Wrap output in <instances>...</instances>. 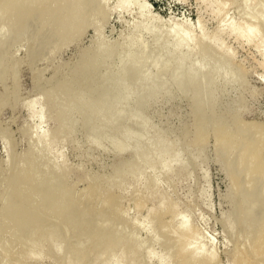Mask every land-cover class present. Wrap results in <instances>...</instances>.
Returning a JSON list of instances; mask_svg holds the SVG:
<instances>
[{
  "label": "rangeland",
  "instance_id": "rangeland-1",
  "mask_svg": "<svg viewBox=\"0 0 264 264\" xmlns=\"http://www.w3.org/2000/svg\"><path fill=\"white\" fill-rule=\"evenodd\" d=\"M27 1L0 20V264H264V0Z\"/></svg>",
  "mask_w": 264,
  "mask_h": 264
},
{
  "label": "bare ground",
  "instance_id": "bare-ground-1",
  "mask_svg": "<svg viewBox=\"0 0 264 264\" xmlns=\"http://www.w3.org/2000/svg\"><path fill=\"white\" fill-rule=\"evenodd\" d=\"M6 1H7V0H6ZM9 1H10V0H9ZM13 1H14V3H13ZM52 1H54V0H52ZM52 1H51V2H52ZM55 1H57V0H55ZM58 1H59V0H58ZM66 1H67V0H66ZM262 1H263V0H262ZM0 2H1V1H0ZM10 2L12 3V5H11V9H10V5L7 6V7H9V8H8V11H9V9H10L9 13H10L11 10H12V6H13V4H14V8H18V9L21 10V12H18L19 10H17V9L14 10V8H13V10L17 12V14L15 13L16 15L13 16V18L15 17V19L18 18V17L20 16V14H21L23 11L26 10V9H24V8L29 7V4H28V1H27V0H26V3H27V4H25V0H21V2H20L21 4H18V1L15 3V0H11ZM10 2H9V4H11ZM31 2H33V0H31ZM34 2H35V4H36V2L38 3V0H37V1L34 0ZM39 2H41V3H38L37 6L40 5V6H39V9H40V7H41V5H42V1L40 0ZM48 2L51 3L50 0H48ZM263 2H264V1H263ZM29 3H30V2H29ZM44 3H47L46 0H44V2H43V6L46 7V6L48 5L47 8H50V7H49V6H50L49 3H47V4H44ZM54 3H55V2H54ZM57 3H58V6H59V3H60V7H61V4H62L61 0H60V2H57ZM1 4H2V3H1ZM5 4H6V3H5ZM15 4H18V7H17V5H16V7H15ZM24 4H25V6H24ZM30 4H31V3H30ZM32 4H34V3H32ZM22 5L24 6V7H23V11H22ZM27 5H28V6H27ZM51 5H52V3H51ZM56 5H57V4H56ZM56 5H55V4H54V6L52 5L51 8H52V7H53V8L56 7ZM62 5H63V4H62ZM81 5H82V4H81ZM81 5H77V6H79V7L76 8V9L74 8V7H76V6H74L72 9H75V11H76V10H79V11H80V6H81ZM1 6H2V5H1ZM1 6H0V8L3 7V6H2V7H1ZM19 6H20V8H19ZM30 6H31V5H30ZM37 6H36V7H37ZM69 6H70V5H69ZM62 7H64V5H63ZM65 7H66V6H65ZM41 8H42V7H41ZM47 8H46L45 10L48 11ZM53 8L50 9V12H51V10H53ZM58 8H59V7H58ZM81 8H82V7H81ZM256 8H257V6H256ZM3 9H4V8H3ZM34 9H35V8H34ZM43 9H44V8H43ZM56 9H57V7H56ZM0 10H1V9H0ZM13 10H12V12H11L10 14H9L8 12H7V14H6L5 12L7 11V8L5 7V12L3 11V12H4L3 14L0 13V14H2V15H0V18H1L0 20H2L3 15H4V17H6V19H7V15H9V16H8V20L11 19V18H10L11 14H12V15L14 14V13H13ZM62 10H64V8H63ZM81 10H82V9H81ZM41 11H42V9H41ZM60 11H61V10H59V12H60ZM71 11L73 12L74 10H71ZM71 11H70V12H71ZM75 11H74V12H75ZM26 12H27V11H26ZM62 12H63V11H62ZM77 12H78V11H77ZM80 12H81V11H80ZM18 13H19V15H18ZM39 13H40V12H39ZM60 13H61V12H60ZM5 14H6V16H5ZM56 14H57V11H56ZM68 14H69V13H68ZM72 14H73V13H72ZM74 14H75V13H74ZM17 15H18V17H17ZM36 15H37V14H36ZM69 15H70V16H69ZM69 15H68V16H69L70 18H71V16H73V15H71V14H69ZM1 16H2V17H1ZM25 16H26V15H25ZM74 16H75V15H74ZM4 17H3V20H4ZM21 17H22V16H21ZM69 17H68V18H69ZM13 18H12L11 20H14ZM263 18H264V17H263ZM263 18H262V19H263ZM6 19H5V20H6ZM20 19H21V18H20ZM40 19H41V17H40ZM59 19H60V18H59ZM59 19H57V20L55 19V20L58 21ZM42 20H43V19H42ZM263 20H264V19H263ZM16 21H17V20H16ZM40 21H41V20H40ZM62 21H63V20H62ZM263 22H264V21H263ZM63 25H64V24H63ZM61 26H62V25H61ZM64 27H66V25H64ZM253 27H254V26H253ZM230 28H231L230 30H234L233 27L230 26ZM244 31H245V32H243V31H241L240 29H237V28H236V32H235V34H237V36H240V35H241L240 37H243V35H244L246 41H250V40H252V38H253V36H254V29L251 28V26H249V28L247 27ZM178 33H180V34H179V35H180L179 37L181 38V37H182L181 31L178 32ZM178 33L176 34V36L178 35ZM183 35H184V34H183ZM177 37H178V36H177ZM183 38H184V37H183ZM186 38H187V37H186ZM216 133H217V132H216ZM228 137H229V136H228ZM228 137L225 138L226 141H228V139H230V138H228ZM256 137H257V136H256ZM219 138H220V137H219ZM259 138H260V136H259ZM259 138H258V140H259ZM225 139H224V140H225ZM220 141H221V140H220ZM226 141H225V142H226ZM228 142H229V141H228ZM226 143H227V142H226ZM257 143H258V142H257ZM257 143H256V144H257ZM224 144H225V143H224ZM252 144H253V142L251 143V145H252ZM226 145H227V144H226ZM257 145H258V144H257ZM257 145H256V146H257ZM256 146H255V147H256ZM248 147H249V146H248ZM246 148H247V147H246ZM251 148H252V147H251ZM244 150H245L244 152L246 153V150H247V149H244ZM253 150H254V149H253ZM253 150H252V151H253ZM252 151H251V152H252ZM249 152H250V151H249ZM245 153H243L242 155H244ZM253 155H254V154H253ZM245 156H246V155H245ZM251 156H252V154H251ZM239 157H240V156H239ZM243 157H244V156H243ZM240 158H241V157H240ZM247 158H248V157H247ZM251 158H252V157H251ZM251 158H250V160H251ZM257 158H258V152L255 153L254 158H253V162H251L250 165H249V164H246V165L251 166V168H257V167H259L258 165H260V164L257 163V160H258ZM259 158H260V157H259ZM243 159H244V160H242V158H241L242 161H246V162H248V161H247L248 159H247V160H245V158H243ZM261 160H262V159H261ZM263 160H264V159H263ZM251 161H252V160H251ZM35 162H37V161H35ZM32 163H33V162H32ZM32 163H31V165H32ZM241 163H242V162H241ZM260 163H261V162H260ZM33 164H34V163H33ZM243 164H244V163H243ZM263 164H264V163H263ZM36 165H38V164L36 163ZM36 165H33V166H35V168H36ZM240 165H242V164H240ZM261 165H262V164H261ZM244 166H245V164H244ZM248 166H246V167L248 168ZM37 168H39V167H37ZM247 168H246V169H247ZM31 169H34V167L31 166ZM29 170H30V169H29ZM37 170H38V169H36L35 171H32V172L35 173ZM40 170H41V169H40ZM243 170H244V169H243ZM255 170H256V169H255ZM258 170H259V169H258ZM260 170H261V169H260ZM262 170H264V169L262 168ZM26 172H27V171H26ZM39 172H40V171H39ZM43 172H44V170H43ZM246 172L248 173V171H246ZM252 172H254V171H252ZM260 172H261V174H262L261 177H260V174H258L259 172H258V173H253V174H255V176H256V174H258L260 178H263L264 175H263L262 171H260ZM28 173H29V171H28ZM30 173H31V171H30ZM34 173H33V174H34ZM36 173H37V172H36ZM36 173H35V175H36ZM247 173H246V174H247ZM44 174H45V173H44ZM253 174L250 173L249 175H248V174H247V175H248V176H251V175L253 176ZM26 175H27V174H26ZM31 175H32V174H30L29 177H30ZM43 176H44V175H43ZM45 176H46V174H45ZM248 176H247V177H248ZM24 177H25V176H24ZM247 177H246V180L249 181V180L247 179ZM259 177H258V178H259ZM27 178H28V177H27ZM32 178H33V176H32ZM22 179H23V177H22ZM46 179H47V178H46ZM249 179H250V178H249ZM25 180H27V179L25 178ZM254 180H255V179H253V181H254ZM247 181H246V182H247ZM255 181H256V180H255ZM263 181H264V178H263ZM24 182H25V181H24ZM31 183H32V182H31ZM43 183H44V182H43ZM255 183H256V182H255ZM26 184H27V183H26ZM248 184H253V183H252V181H251V183H248ZM248 184H247V187H248ZM29 185H30V184H29ZM36 186H37V185H36ZM39 186H40V185H39ZM41 186H42V185H41ZM249 186H250V185H249ZM253 186L255 187V185H253ZM253 186H251L250 188L252 189ZM254 187H253V188H254ZM256 187H257V186H256ZM27 188H28V187H27ZM43 188H44V187H43ZM28 189H29V188H28ZM38 189H39V188H37V190H38ZM44 189H45V188H44ZM248 190H250V189L248 188ZM258 190H259V189H258ZM27 191H28V190H27ZM34 191H36V190L34 189ZM259 191H260V190H259ZM29 192H30V191H29ZM36 192H39V191H36ZM36 192L33 193V192L31 191V193H33V194H36ZM40 192H41V190H40ZM248 192H249V191H248ZM27 193H28V192H27ZM251 193H252V192H251ZM255 193H256V192H255ZM255 193H254V194H255ZM42 194H43V193H42ZM29 195H30V194H29ZM29 195H28V196H29ZM39 195H40V194H39ZM249 195H250V193H249ZM255 195H256V194H255ZM30 196H33V195L31 194ZM37 196H38V194H37ZM253 196H254V195H253ZM258 196H259V195H258ZM25 197H26V196H25ZM33 197H34V196H33ZM33 197H31V198H32L33 201H35V199H33ZM255 197H256V196H255ZM19 198H20V197H19ZM31 198H30V199H31ZM35 198H36V196H35ZM252 198H253V197H252ZM24 199H25V198H24ZM18 200H19V199H18ZM32 200H31V202H32ZM254 200H256V199H254ZM23 201H24V200H23ZM256 201H257V200H256ZM20 202H21V201H20ZM253 202H255V201H253ZM36 203H37V202H36ZM34 204H35V203L33 202V205H34ZM14 205H15V204H14ZM253 205H254V204H253ZM31 206H32V205H31ZM19 207H20V206H19ZM21 207H22V206H21ZM254 207H255V205H254ZM249 208H250V207H249ZM21 209H22V208H21ZM25 209H26V208H25ZM32 209H33V208H32ZM26 211H27V210H26ZM27 212H28V211H27ZM250 212H251V211H250ZM251 213H252V212H251ZM31 214H32V212H31ZM36 214H37V213H36ZM36 216H37V215H36ZM58 218H59V217H58ZM39 220H40V219H39ZM42 220H43V219H42ZM22 225H23V224H22ZM52 226H53V225H52ZM30 227H31V225H30ZM262 227L264 228V226H261V228H262ZM20 228H22V226H21ZM38 228H39V227H38ZM38 228H37V229H38ZM52 228H53V227H52ZM52 228H50L51 232H52ZM261 228H260V229H261ZM23 229H29V230H30V228H28L27 226H26V228H25V226H23V228H22L21 230H23ZM31 229H32V228H31ZM55 229H56V228H55ZM55 229L53 228V230H55ZM33 230H34V229H33ZM23 231L25 232V230H23ZM258 231H259V229H258ZM26 232H27V231H26ZM29 232H30V231H29ZM55 232H56V231H55ZM260 232L262 233V229L260 230ZM32 233L34 234V237H35V235H36V234H35V233H36V230H34L33 232H31V234H32ZM263 233H264V232H263ZM27 234H28V232H27ZM29 234H30V233H29ZM49 234H50V232H49ZM51 234H52V233H51ZM51 234H50V235H51ZM46 235H47V233H46ZM53 235H54V232H53ZM47 236H48V235H47ZM255 236H256V235H255ZM258 236H259V233H258ZM258 236H257V237H258ZM260 236H262V235H260ZM260 236H259V237H260ZM263 236H264V234H263ZM31 237H33V235H32ZM259 237H258V238H259ZM40 238H41V236H40ZM40 238L35 237V239L41 241ZM254 238H255V237H254ZM258 238H257V239H258ZM260 238H261V237H260ZM33 239H34V238H33ZM35 239H34V240H35ZM263 239H264V238H263ZM31 240H32V238H31ZM255 240H256V239H255ZM259 240H260V239H259ZM259 240H258V241H259ZM116 241H118V240H116ZM258 241H257V242H258ZM261 241H263V242H261V245H264V244H263V243H264V240H261ZM34 242H35V241H34ZM38 242H39V241H38ZM35 243H36V242H35ZM254 243H255V242H254ZM32 244H33V243H32ZM36 244L38 245V243H36ZM36 244H35V245H36ZM113 244H114V243H113ZM177 244H178V243H177ZM255 244H257V243H255ZM178 245H179V244H178ZM255 246H256V248L258 249V246H260V244L255 245ZM34 247H35V246H34ZM36 247H37V246H36ZM179 247H180V246H179ZM29 249L32 250V247L29 248ZM180 249H181V247H180ZM261 249H262V248H261ZM256 251H257V250H256ZM258 251H260V249H258ZM182 253H183V252H182ZM182 253H180V254L182 255ZM256 253H257V252H256ZM262 253H263V252H262ZM178 254H179V252H178L176 255L178 256ZM180 254H179V259H180V261H181L184 257H186V259H187V257H189V256H186L185 254H183L184 257H182V259H181ZM195 254H198V252L195 251L194 255H195ZM259 254H261V253H259ZM255 255H256V254H255ZM177 256H176V259H178ZM195 256H196V255H195ZM191 258H192V257H191ZM191 258H190V259H191ZM193 258H194V257H193ZM193 258H192V260H194L195 258H196L195 260H198V259H197V258H198L197 256H196L194 259H193ZM245 258H246V257H245ZM245 258H244V259H245ZM71 259H72V258H71ZM71 259H70V261H71ZM179 259L176 261V264H177V262H178V264H179ZM186 259H185V260H186ZM199 259H202V258H199ZM242 259H243V258H242ZM244 259H243V260H244ZM246 259H247V258H246ZM185 260H184V261H185ZM188 260H189V259H188ZM188 260L185 261L186 263H185L183 260H182V261H183L185 264H187V261H188ZM192 260H190V261H191L190 264H191V263L193 264ZM182 261H181L180 264H182ZM202 261H203V260H202ZM198 262H199V260H198ZM198 262H197V263H198ZM194 263H195V262H194ZM203 263H204V262H203ZM239 263H241V262L239 261ZM247 263H248V264H252V263H249V262H247ZM188 264H189V263H188ZM201 264H202V263H201ZM205 264H206V263H205ZM208 264H209V263H208ZM245 264H246V263H245Z\"/></svg>",
  "mask_w": 264,
  "mask_h": 264
}]
</instances>
